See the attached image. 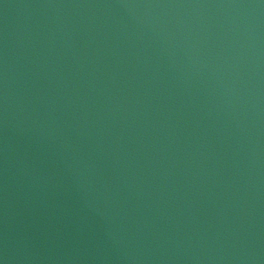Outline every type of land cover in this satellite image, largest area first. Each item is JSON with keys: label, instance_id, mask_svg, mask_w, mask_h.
Here are the masks:
<instances>
[{"label": "water", "instance_id": "1", "mask_svg": "<svg viewBox=\"0 0 264 264\" xmlns=\"http://www.w3.org/2000/svg\"><path fill=\"white\" fill-rule=\"evenodd\" d=\"M0 264H264V0H0Z\"/></svg>", "mask_w": 264, "mask_h": 264}]
</instances>
